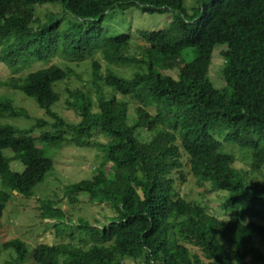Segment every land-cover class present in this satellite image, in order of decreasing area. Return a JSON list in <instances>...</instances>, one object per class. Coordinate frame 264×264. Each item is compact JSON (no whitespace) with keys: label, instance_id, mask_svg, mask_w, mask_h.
<instances>
[{"label":"trees","instance_id":"1","mask_svg":"<svg viewBox=\"0 0 264 264\" xmlns=\"http://www.w3.org/2000/svg\"><path fill=\"white\" fill-rule=\"evenodd\" d=\"M46 5L59 11L44 13L41 22L37 9ZM182 5L183 0H0V64L13 74L47 63L57 52L71 62L99 54L107 67L101 74L99 63L91 64L95 100L65 89L64 104L77 114L76 124L52 110L61 99L56 87L75 76L69 67L51 65L0 83L32 99L48 118H34L28 129L0 121V183L8 190H0V220L13 192L33 196L52 170L36 141L100 149L111 167L110 176L98 169L66 191L72 200L84 193L90 203L108 204L114 213L108 223L92 227L80 221L79 245L40 243L32 264H125L141 257L145 264H264L256 245L264 244V176L259 182L248 176L264 169V0H199L189 13ZM131 7L148 15L177 13L165 28L139 32L145 45L140 58L130 55L129 35L109 36L102 28L110 12ZM216 47L224 48L223 90L208 80ZM186 51L189 62L183 60ZM114 66L134 71L126 77ZM159 68L177 70V77ZM129 103L137 105L131 123ZM10 118L32 121L25 108L0 96V120ZM44 126L51 130L34 138V130ZM139 131L149 133V140L139 139ZM94 132L107 142H95ZM214 136L250 151L249 171L235 169L234 156L223 153ZM11 162L23 171H12ZM185 166L204 194L224 193L220 207L232 216L219 219L208 206L179 194ZM38 202L41 220L54 221L57 238L73 239L65 234L64 212L48 198ZM2 247L14 253V264L28 257L17 238Z\"/></svg>","mask_w":264,"mask_h":264},{"label":"rangeland","instance_id":"2","mask_svg":"<svg viewBox=\"0 0 264 264\" xmlns=\"http://www.w3.org/2000/svg\"><path fill=\"white\" fill-rule=\"evenodd\" d=\"M199 0H183V8L189 13L193 7H196ZM59 7L56 5H46L37 9V16L41 22L44 21L43 14L46 12H57ZM175 17L176 12H167L164 14H143L136 7H131L126 11H114L110 12L102 24V28L109 36H115L118 34L129 35L131 39L130 55L140 58L141 48H143L144 41L141 39L140 31H154L165 28ZM223 47H216L212 53L211 63L208 70V80L212 83L213 87L218 90L225 88V82L223 79V68L225 66V60L223 59L221 52ZM183 60L189 62L191 60L190 51H186L183 55ZM96 61L100 65V73L104 74L106 71V64L99 54H94L92 58H87L83 62H71L67 60L61 52H57L49 61L45 64L38 63L36 66H32L28 71L35 69L45 68L51 65L58 67H69L75 74L67 82L60 83L56 87V92L59 93L61 99L57 102L52 110L57 112L63 120L68 123L76 124L78 122L77 114L73 110H68L64 104V101L68 97L65 89L69 91L79 90L81 92L89 93L90 97L95 100L94 90L91 84V64ZM20 69V68H19ZM112 70L129 77L134 70L114 66ZM27 70H19L16 74H13L10 70L0 64V83L7 80L12 76H20L28 72ZM159 73L163 75H169L172 78H176L177 70H162L158 69ZM108 90H106L107 92ZM0 96L6 97L13 101L17 107H23L26 109L32 121H28L23 118H10L1 119L2 122H7L10 125L16 126L20 129H28L34 123V118H40L48 120L40 110L34 101L30 98L24 97L20 92L13 91L8 88L0 86ZM124 100V99H121ZM126 101V100H125ZM131 102L130 100H128ZM137 105L129 103L128 111V123H131L135 118V107ZM41 130H51L48 126L34 130L33 137L36 138L40 135ZM139 139L147 141L150 138V134L146 131H139ZM222 144V152L231 154L235 158L234 168L242 171H249L251 153L250 151L240 150L237 146L224 143L223 136H214ZM93 140L97 143L104 144L107 139L103 137L99 132H94ZM38 148L42 149L43 154L52 160V170L47 173L44 180L35 186L33 190V196L29 198L21 197L13 192L9 202L6 204L2 217L0 220V264H14V253L10 250H5L2 244L10 239L17 238L26 244L28 250V257L22 264H32V251L40 243L44 244H56L61 242H71L72 244L79 245V230L78 225L80 221L87 222L92 227H100L106 225L113 216V211L108 204L90 203L84 193L77 195L75 200H72L66 195L67 188L72 184H76L82 180L90 179L95 172L100 169L110 176V164L105 161V153L97 148H77L72 144L61 145L56 148L52 143H48L45 140L36 141ZM6 156H10L11 153L6 150L4 152ZM10 169L15 172H22L24 167L17 162H11L9 164ZM182 175L184 181L177 185L179 194L181 196L188 195L189 198L196 200L200 204L208 206L209 213L219 219H227L233 214L230 212H224L220 204L224 200V193L222 192H210L204 194L195 180L189 174V169L185 166L182 169ZM248 176L251 181H261L264 176V169L259 173L249 172ZM178 179V178H177ZM208 186V185H207ZM0 190L5 191L0 183ZM8 191V190H6ZM73 197V196H71ZM50 199L54 202L55 207L60 208L65 216V222L68 228L65 230V234L72 233L73 239H70L67 235L57 238L51 225L54 221L44 220L42 221L39 215L40 204L38 200ZM83 238V237H81ZM258 249L264 253V244L260 241H256ZM192 254H196L202 257L201 253L189 246L185 245ZM125 264H145L143 257L132 260L125 259ZM62 264V259H60Z\"/></svg>","mask_w":264,"mask_h":264}]
</instances>
